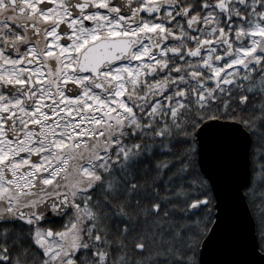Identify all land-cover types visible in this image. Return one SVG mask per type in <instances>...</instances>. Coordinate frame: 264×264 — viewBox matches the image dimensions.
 Listing matches in <instances>:
<instances>
[{
	"label": "snow or ice",
	"instance_id": "1",
	"mask_svg": "<svg viewBox=\"0 0 264 264\" xmlns=\"http://www.w3.org/2000/svg\"><path fill=\"white\" fill-rule=\"evenodd\" d=\"M0 264H264V0H0Z\"/></svg>",
	"mask_w": 264,
	"mask_h": 264
},
{
	"label": "water",
	"instance_id": "2",
	"mask_svg": "<svg viewBox=\"0 0 264 264\" xmlns=\"http://www.w3.org/2000/svg\"><path fill=\"white\" fill-rule=\"evenodd\" d=\"M208 163L209 166H211L212 161L209 160ZM255 242H256L255 236L252 232L251 226L249 225L248 229L246 230L244 243L242 244V246L233 249L230 252L225 253L226 258L236 259V260L248 259L249 258L248 253L250 251V248L252 244H254ZM209 259H218V257L214 255L213 257H209Z\"/></svg>",
	"mask_w": 264,
	"mask_h": 264
}]
</instances>
